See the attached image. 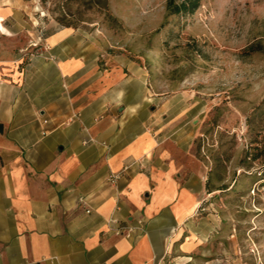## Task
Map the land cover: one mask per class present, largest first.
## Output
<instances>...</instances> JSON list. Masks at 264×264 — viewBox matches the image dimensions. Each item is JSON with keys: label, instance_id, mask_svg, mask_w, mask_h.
Here are the masks:
<instances>
[{"label": "crops", "instance_id": "crops-1", "mask_svg": "<svg viewBox=\"0 0 264 264\" xmlns=\"http://www.w3.org/2000/svg\"><path fill=\"white\" fill-rule=\"evenodd\" d=\"M39 2L0 0V264H180L212 231L211 194L179 180L144 75L100 57L86 30L32 13Z\"/></svg>", "mask_w": 264, "mask_h": 264}, {"label": "rangeland", "instance_id": "rangeland-1", "mask_svg": "<svg viewBox=\"0 0 264 264\" xmlns=\"http://www.w3.org/2000/svg\"><path fill=\"white\" fill-rule=\"evenodd\" d=\"M168 1L40 0L32 13L44 8L60 26L86 30L100 57H124L144 75L179 180L211 194L212 231L180 264H264V0H200L194 13ZM15 44L44 56L24 35ZM42 100L31 98L39 118Z\"/></svg>", "mask_w": 264, "mask_h": 264}, {"label": "trees", "instance_id": "trees-1", "mask_svg": "<svg viewBox=\"0 0 264 264\" xmlns=\"http://www.w3.org/2000/svg\"><path fill=\"white\" fill-rule=\"evenodd\" d=\"M199 6L200 0H182L180 3L176 0L168 1V8H170L172 12L176 13H194Z\"/></svg>", "mask_w": 264, "mask_h": 264}, {"label": "built area", "instance_id": "built-area-1", "mask_svg": "<svg viewBox=\"0 0 264 264\" xmlns=\"http://www.w3.org/2000/svg\"><path fill=\"white\" fill-rule=\"evenodd\" d=\"M125 168L127 169L128 167H125ZM118 178H119V175L118 174H115V175H112L111 176V180L112 181H116ZM112 222H116L117 223V222H119V220H118V218H112ZM139 223H141V221H139ZM122 228H124V227H122ZM122 228L119 229V232H121V230H123ZM133 229H134L133 226H127L128 236L131 234V232L133 231Z\"/></svg>", "mask_w": 264, "mask_h": 264}, {"label": "bare ground", "instance_id": "bare-ground-1", "mask_svg": "<svg viewBox=\"0 0 264 264\" xmlns=\"http://www.w3.org/2000/svg\"><path fill=\"white\" fill-rule=\"evenodd\" d=\"M0 28L1 30L6 33V34H9L10 35V31L7 29V27L4 25L3 23V16L0 15ZM14 62H12L11 66H14Z\"/></svg>", "mask_w": 264, "mask_h": 264}, {"label": "water", "instance_id": "water-1", "mask_svg": "<svg viewBox=\"0 0 264 264\" xmlns=\"http://www.w3.org/2000/svg\"><path fill=\"white\" fill-rule=\"evenodd\" d=\"M2 128H3V125H2V124H0V131H2Z\"/></svg>", "mask_w": 264, "mask_h": 264}]
</instances>
